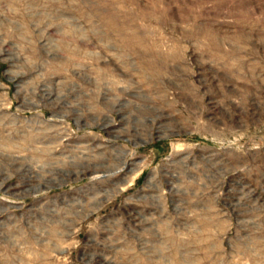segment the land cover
Segmentation results:
<instances>
[{
  "label": "rangeland",
  "instance_id": "374dc122",
  "mask_svg": "<svg viewBox=\"0 0 264 264\" xmlns=\"http://www.w3.org/2000/svg\"><path fill=\"white\" fill-rule=\"evenodd\" d=\"M0 264H264V0H0Z\"/></svg>",
  "mask_w": 264,
  "mask_h": 264
}]
</instances>
